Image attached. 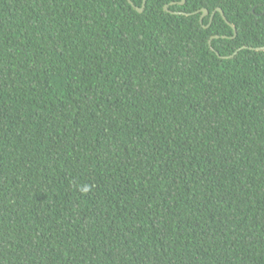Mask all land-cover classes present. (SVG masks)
Segmentation results:
<instances>
[{
    "label": "trees",
    "instance_id": "16d2710c",
    "mask_svg": "<svg viewBox=\"0 0 264 264\" xmlns=\"http://www.w3.org/2000/svg\"><path fill=\"white\" fill-rule=\"evenodd\" d=\"M180 2L0 0V264H264V0Z\"/></svg>",
    "mask_w": 264,
    "mask_h": 264
},
{
    "label": "water",
    "instance_id": "95a60500",
    "mask_svg": "<svg viewBox=\"0 0 264 264\" xmlns=\"http://www.w3.org/2000/svg\"><path fill=\"white\" fill-rule=\"evenodd\" d=\"M129 2H130V4H131V5H132V6H133L138 12H141V13H142V12L144 11V9H145V6H146V3H147V0H144L142 8L136 7V6L134 5V3L132 2V0H129ZM185 2H186V0H182V2H180V4H181V5H184ZM165 10H166L167 12H171V11L169 10V6H166V7H165ZM218 12L222 15V17L226 20V22H227V23H228V24L234 29V31H235L234 37H235V36L237 35V29H236V27H235L234 25H232V24L227 20V18H226V16H225V13L223 12V10H222L221 8H217V9L211 14V22H210V23H212L215 14L218 13ZM174 13H175V12H174ZM199 13H202V15H201V22L204 21V18H205V17H207V16L210 15V12H209L208 9H202V10H200V11H197V12L193 13V14L183 13V15L191 16V15H195V14H199ZM176 14H181V13H176ZM218 38H219V37H218ZM210 44H211V40H210ZM242 49H244V48H242ZM255 50H257V51H264V47L256 48ZM233 56H234V55L229 56V57H227V58H230V57H233Z\"/></svg>",
    "mask_w": 264,
    "mask_h": 264
},
{
    "label": "bare ground",
    "instance_id": "6f19581e",
    "mask_svg": "<svg viewBox=\"0 0 264 264\" xmlns=\"http://www.w3.org/2000/svg\"><path fill=\"white\" fill-rule=\"evenodd\" d=\"M212 41V40H211Z\"/></svg>",
    "mask_w": 264,
    "mask_h": 264
}]
</instances>
